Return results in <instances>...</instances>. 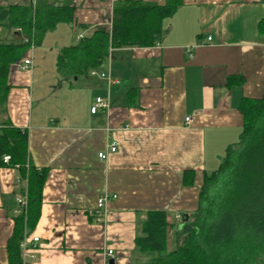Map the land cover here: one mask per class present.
Listing matches in <instances>:
<instances>
[{
  "label": "crops",
  "instance_id": "crops-1",
  "mask_svg": "<svg viewBox=\"0 0 264 264\" xmlns=\"http://www.w3.org/2000/svg\"><path fill=\"white\" fill-rule=\"evenodd\" d=\"M36 1L0 0V8ZM118 1L73 0V18L58 22L40 43L31 40L11 70L0 123L9 118L27 130L29 162L47 172L38 222L24 232L40 237L37 259L28 256L29 264H110L111 258L131 264L142 258L135 238L147 213L165 210L176 227L198 208L204 176L239 140L242 98L264 94V0H182L154 45L111 46L95 68L61 70L62 49L98 25L111 27ZM5 17L0 41H29L11 25V13ZM25 58L31 59L28 68L22 67ZM93 69L118 82L109 85ZM234 74L243 75L240 86L229 84ZM98 96L110 105L93 113ZM113 141L117 150L109 152ZM105 150L107 159H99ZM186 171L194 174L193 183H185ZM27 187L16 165L0 163V264H8L17 198ZM103 192L117 197L107 204V221L99 222L90 211Z\"/></svg>",
  "mask_w": 264,
  "mask_h": 264
},
{
  "label": "trees",
  "instance_id": "trees-1",
  "mask_svg": "<svg viewBox=\"0 0 264 264\" xmlns=\"http://www.w3.org/2000/svg\"><path fill=\"white\" fill-rule=\"evenodd\" d=\"M181 3L116 2L111 27L98 25L77 44L63 48L59 68L87 71L102 63L111 46L154 45L164 32V19ZM74 10L73 0H37L35 5L10 11L0 8V24L11 13V25L29 36V41H0L1 114H7L11 70L25 56L31 40L40 43L45 32L58 22L71 20ZM260 28L264 31V17ZM234 81L240 86L243 75H230L229 84ZM239 109L243 114L239 140L227 148L219 167L204 176L198 208L176 227L165 210L149 211L135 238V248L142 258L131 264H264V94L244 96ZM4 154L11 156L9 163L16 165L21 178L28 182V207L14 216L7 244L8 264H23L20 241L25 230L38 222L47 172L29 162L27 130L13 125L9 118L0 123V163ZM189 172H185V183L194 181V174L189 177Z\"/></svg>",
  "mask_w": 264,
  "mask_h": 264
},
{
  "label": "built area",
  "instance_id": "built-area-1",
  "mask_svg": "<svg viewBox=\"0 0 264 264\" xmlns=\"http://www.w3.org/2000/svg\"><path fill=\"white\" fill-rule=\"evenodd\" d=\"M83 36L79 35V39H81ZM212 37L209 36L208 40H211ZM29 65H31V59L30 58H25L22 64L23 68H28ZM92 74H99L100 76L106 78L108 80L109 85H113L114 83L118 82V80L114 79L109 73L105 72H97L95 69L91 71ZM110 105V100L104 99L101 96L96 97L94 105L91 107V111L94 113L97 111L99 107H108ZM191 116L186 117V121H190ZM118 143L113 141L109 145V152H115L117 150ZM109 152L107 150L105 151H100L98 153V157L101 160L107 159ZM11 160V156L9 154H4L3 155V161L5 163H9ZM117 195L114 193H109V192H103L100 194V196L97 199L96 207L90 211V215L99 222H105L108 219L109 216V211L107 204L111 199L116 198ZM18 202V207L15 209V213L19 214L21 212L26 211L28 207V191L27 189L23 190V193L17 198ZM40 240V237L38 235L34 234H27L25 233L24 236L22 237L20 241V247L22 251V259H23V264H29L26 262V258L29 256L31 259L35 260L37 259V255L35 253V250L37 248L38 242ZM107 256L113 257L114 256V251L113 249H108L107 251Z\"/></svg>",
  "mask_w": 264,
  "mask_h": 264
},
{
  "label": "water",
  "instance_id": "water-1",
  "mask_svg": "<svg viewBox=\"0 0 264 264\" xmlns=\"http://www.w3.org/2000/svg\"><path fill=\"white\" fill-rule=\"evenodd\" d=\"M188 218H189V215L187 213H185V215L182 218V221H187ZM110 264H114V259L113 258L110 259Z\"/></svg>",
  "mask_w": 264,
  "mask_h": 264
}]
</instances>
